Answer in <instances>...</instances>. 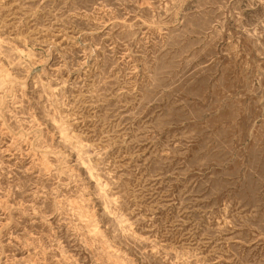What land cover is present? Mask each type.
Returning a JSON list of instances; mask_svg holds the SVG:
<instances>
[{
    "label": "rangeland",
    "instance_id": "1",
    "mask_svg": "<svg viewBox=\"0 0 264 264\" xmlns=\"http://www.w3.org/2000/svg\"><path fill=\"white\" fill-rule=\"evenodd\" d=\"M0 264H264V0H0Z\"/></svg>",
    "mask_w": 264,
    "mask_h": 264
}]
</instances>
